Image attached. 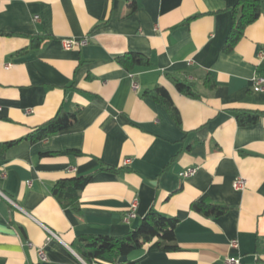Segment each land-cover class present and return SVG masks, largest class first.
<instances>
[{"label": "crops", "instance_id": "1", "mask_svg": "<svg viewBox=\"0 0 264 264\" xmlns=\"http://www.w3.org/2000/svg\"><path fill=\"white\" fill-rule=\"evenodd\" d=\"M135 1L133 10L131 0H0V264H112L84 260L76 237L124 235L152 207L179 218L178 250L154 240L121 261L264 264V90H255L264 6L223 52L238 0ZM66 37L89 42L65 49ZM128 51L151 65L128 71L117 60ZM176 78L195 82L201 95L180 93ZM157 85L170 92L180 126L143 95ZM60 108L78 110L75 124L31 142L34 127ZM236 110L258 112V121L240 125ZM71 149L80 152L59 153ZM103 163L116 169L100 170ZM190 167L196 172L182 176ZM90 173L79 209L62 206L56 183ZM239 176L243 190L233 186ZM134 199L137 215L127 219ZM200 199L230 208L207 216L191 209Z\"/></svg>", "mask_w": 264, "mask_h": 264}, {"label": "trees", "instance_id": "2", "mask_svg": "<svg viewBox=\"0 0 264 264\" xmlns=\"http://www.w3.org/2000/svg\"><path fill=\"white\" fill-rule=\"evenodd\" d=\"M264 0H238L231 8L233 21L230 33L223 43V52L232 51L243 38L246 28L256 22L263 13ZM130 7L134 10L137 7L136 1L131 0ZM192 19V18H190ZM188 19L186 22H188ZM44 37L33 36V40L40 44ZM117 60L128 71L147 68L151 65L149 56L137 52L128 51L117 57ZM264 75V69L258 73ZM207 87L214 88L216 82L209 73L205 78ZM177 90L187 96H197L201 94L196 83L187 79H175ZM143 95L151 97L165 106L174 122L180 126L181 116L175 105L170 92L166 87L157 85L144 90ZM78 110L67 111L60 108L58 112L34 127L27 136L31 142H37L57 134L73 126L77 119ZM236 119L240 125L254 124L258 121L259 113L249 110L234 111ZM14 141L7 143V146ZM79 150H66L59 153H79ZM50 154V153H47ZM52 154V153H51ZM116 168L106 164H101L100 170H115ZM93 174L65 178L59 180L53 188L54 195L58 198L62 206L79 209V199L82 190L91 180ZM229 206L222 202H215L206 199L195 200L191 203V209L207 216H220L229 210ZM179 224L177 216L165 215L152 207L141 219L140 223L131 231L124 235L113 236L106 234H85L76 237L73 247L77 253L86 261L100 260L112 264H140L138 260H123L121 258L131 252L144 248L145 245L157 240L159 247L164 252H174L178 250L179 244L176 239V228Z\"/></svg>", "mask_w": 264, "mask_h": 264}, {"label": "built area", "instance_id": "3", "mask_svg": "<svg viewBox=\"0 0 264 264\" xmlns=\"http://www.w3.org/2000/svg\"><path fill=\"white\" fill-rule=\"evenodd\" d=\"M88 42H89L88 37H66L62 39V43L65 49H72L74 47L84 46L88 44ZM133 87L137 88L138 83L134 81ZM255 90L257 91L264 90V75H257L256 80H255ZM195 172H196V168L190 167L186 169L185 171H183L181 175L184 177H187V176L193 175ZM246 184H247L246 179L242 176H239L235 179L233 186L235 189L243 190L246 187ZM137 206H138V200L134 199L131 203L130 210L126 216L127 219H130L137 215L136 213ZM28 244L30 246H33L32 242H29ZM232 244L236 246L237 242L233 241ZM38 254L41 260L47 259V255H46V252L43 246L39 247ZM227 261L229 264H241L240 258L229 257Z\"/></svg>", "mask_w": 264, "mask_h": 264}]
</instances>
